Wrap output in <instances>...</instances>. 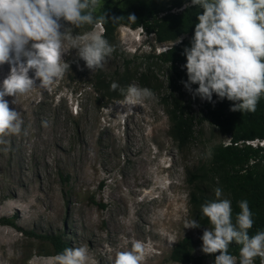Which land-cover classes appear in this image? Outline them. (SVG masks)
Instances as JSON below:
<instances>
[{"label": "rangeland", "instance_id": "374dc122", "mask_svg": "<svg viewBox=\"0 0 264 264\" xmlns=\"http://www.w3.org/2000/svg\"><path fill=\"white\" fill-rule=\"evenodd\" d=\"M168 3L101 0L94 14L104 4L119 10L135 6L152 21ZM90 30L86 25L74 31ZM111 44L115 51L102 68L88 69L75 49L66 48L70 70L62 78L17 96L16 103L15 97H5L24 123L20 134L0 136V220L27 234L0 223V264H29L33 256L53 255L47 236L61 237L67 248L87 244L96 264H111V249L126 250L132 239L148 245L142 264H181L171 260V252L189 237L196 242L195 256L214 264V254L201 251L207 227L184 229L192 219L186 171L208 162L211 148L228 138L203 118V101L170 81L169 64L146 58L157 52L153 36L120 26ZM148 66L159 89L155 99L132 111L124 99L106 101L95 90L98 71L113 83L125 71L138 77ZM9 71L7 63L0 65V82ZM29 75L34 78V71ZM133 83L139 86L136 79ZM168 96L189 105L195 117L194 140L183 151L169 136Z\"/></svg>", "mask_w": 264, "mask_h": 264}, {"label": "clouds", "instance_id": "9594fccd", "mask_svg": "<svg viewBox=\"0 0 264 264\" xmlns=\"http://www.w3.org/2000/svg\"><path fill=\"white\" fill-rule=\"evenodd\" d=\"M100 3L101 0H0V65L7 63L10 67L0 82V136L20 134L24 123L21 113L10 109L5 97H15L16 103L17 96L49 87L62 78L70 70L64 59L66 48L75 49L76 57L90 70L102 68L112 56L115 48L101 34L105 17L94 15ZM183 7L202 10L196 15L190 46L182 52L187 75V80L182 81L184 89L201 101L212 103L213 95L219 101H231L233 112L254 113L264 97V0H190ZM128 19L136 21L134 15ZM86 25L92 30L82 34L74 31ZM121 28L139 36L147 34L141 27L133 29L136 31ZM148 35L155 38L154 34ZM180 37L175 44L181 42ZM154 42L157 43L155 39ZM166 43H157L156 49ZM178 46L182 48L183 44ZM30 71H34V78ZM36 80L40 81L39 87L35 86ZM110 89H119L128 111L155 99L151 89L135 83L122 88L113 82ZM238 207L240 211L233 219L231 200L224 197L221 187L214 189V198L205 201L200 209L210 225L200 237L201 251L219 253L214 264H255L257 257L264 264V231L250 236L253 212L247 200L240 201ZM200 227L194 218L184 222V229ZM232 242L240 245L238 258L229 252ZM147 248L145 241L132 239L126 250L111 249V264H142ZM29 264L96 262L88 245L83 244L51 256H33Z\"/></svg>", "mask_w": 264, "mask_h": 264}, {"label": "trees", "instance_id": "16d2710c", "mask_svg": "<svg viewBox=\"0 0 264 264\" xmlns=\"http://www.w3.org/2000/svg\"><path fill=\"white\" fill-rule=\"evenodd\" d=\"M169 9L162 16L152 21L145 18V9L143 7L131 6L119 10L117 7L112 9L104 4L94 14L96 17H105L101 28L102 35L110 42H113L115 32L120 26H127L131 29L141 27L147 34H154L157 43H166L175 41L182 35L193 36L195 24L197 23L196 15L198 7L183 9L179 13H171L172 9L181 8L190 0H168ZM129 15H134L135 22L128 19ZM89 28L92 26L88 25ZM181 46L171 48L166 53L160 55H148L146 58H154L162 64L170 65V81L176 82L179 87H183L182 81L187 80L186 70H179L174 67V63L185 64L186 58L182 55ZM148 66L144 73H129L125 71L118 76L117 82L122 88H127L130 82L137 80L140 87H147L153 92L159 89V84L155 81L153 72ZM111 81H107L98 71L94 77L95 90L106 101L123 100L124 96L119 89L113 91L110 89ZM198 85H193V88ZM184 88V87H183ZM166 105V115L168 117L169 136L177 149L183 151L188 148L195 135V117L189 105H186L178 99L169 97ZM198 98V97H197ZM164 103L167 101L165 97ZM231 101L217 100L215 104L204 101L201 106L203 118L208 120L210 125L222 136L230 139L231 145L225 146L219 144L211 148L210 159L208 162L200 163L196 168L187 172V183L189 185V205L190 214L201 224L202 227H210L207 218L203 217L200 209L201 205L214 198V189L221 187L226 198L230 199L233 208V219L235 214L240 211L238 203L247 200L250 210L253 212L254 224L249 230V235H254L257 231H264V148L252 149L248 146H235L241 141L264 139V97L260 99L254 113H227ZM206 186L213 188L209 193ZM0 223L8 225L22 234H27L18 229L14 223L8 219H1ZM53 248V255L62 252L67 248V244L59 236L44 237ZM196 242L191 238L185 237L179 241L171 252V260L181 264H204L202 257L195 256L194 249ZM240 245L232 242L229 245V252L239 257ZM212 260L214 262L215 255ZM260 258H256L258 264Z\"/></svg>", "mask_w": 264, "mask_h": 264}, {"label": "built area", "instance_id": "2783aa9c", "mask_svg": "<svg viewBox=\"0 0 264 264\" xmlns=\"http://www.w3.org/2000/svg\"><path fill=\"white\" fill-rule=\"evenodd\" d=\"M183 6L181 8L174 9L172 11V13H179V12H181L184 9ZM180 39H181V42L178 43V44H175L177 42V40H176L174 42L166 43V44H163V45L159 46L156 49V51H157L156 54L158 55L160 53H163V52H166V51L170 50L173 47H176L178 45H182L185 40L189 39V36L188 35H183V36L180 37ZM173 66L176 67V68H178L179 70H184L183 64L174 63ZM217 100H218L217 97L215 95H213V102L211 104H215ZM232 103H231V105H230L227 113H233V111L230 110V108L232 106ZM230 144H231L230 143V140H228L226 143H224L225 146L226 145H230ZM234 145L235 146L237 145L239 147L248 146V147H251L252 149H259V148H262L263 149L264 148V139H254V140L241 141V142H239L237 144H234ZM258 264H261V261H259Z\"/></svg>", "mask_w": 264, "mask_h": 264}, {"label": "bare ground", "instance_id": "6f19581e", "mask_svg": "<svg viewBox=\"0 0 264 264\" xmlns=\"http://www.w3.org/2000/svg\"><path fill=\"white\" fill-rule=\"evenodd\" d=\"M11 197L14 198V199H17V195H16L15 193L12 194ZM142 221H143V223L145 222V220H142ZM143 223H142V224H143ZM153 258H154V257H153ZM143 263H145V262H143ZM146 263H147V262H146ZM146 263H145V264H146ZM148 264H149V263H148ZM154 264H155V263H154Z\"/></svg>", "mask_w": 264, "mask_h": 264}]
</instances>
